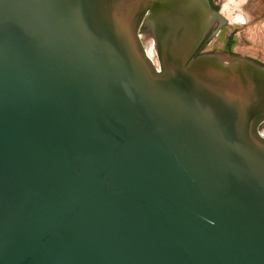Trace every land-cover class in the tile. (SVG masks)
Wrapping results in <instances>:
<instances>
[{
	"label": "water",
	"instance_id": "1",
	"mask_svg": "<svg viewBox=\"0 0 264 264\" xmlns=\"http://www.w3.org/2000/svg\"><path fill=\"white\" fill-rule=\"evenodd\" d=\"M224 18L0 0V264H264V66L193 57Z\"/></svg>",
	"mask_w": 264,
	"mask_h": 264
},
{
	"label": "rangeland",
	"instance_id": "2",
	"mask_svg": "<svg viewBox=\"0 0 264 264\" xmlns=\"http://www.w3.org/2000/svg\"><path fill=\"white\" fill-rule=\"evenodd\" d=\"M231 0H221L220 9L227 3L233 7L231 15H243L245 23L236 20L230 21L229 33L233 29L239 30L236 34V47L246 50L264 61V0H247L235 7ZM239 2V0H236Z\"/></svg>",
	"mask_w": 264,
	"mask_h": 264
},
{
	"label": "flooded vegetation",
	"instance_id": "3",
	"mask_svg": "<svg viewBox=\"0 0 264 264\" xmlns=\"http://www.w3.org/2000/svg\"><path fill=\"white\" fill-rule=\"evenodd\" d=\"M220 2L221 0H209L212 9L216 11L220 9ZM229 25L230 21H228L227 18H224L222 21H212L207 31L205 32L202 40L196 46V49L193 53V57H197L201 54L212 53L215 50H219L231 55L244 56L245 58L264 66V61L261 60L259 57L253 55L252 53L246 50L239 49L236 47V34L239 30L233 29L228 33L227 30L229 29Z\"/></svg>",
	"mask_w": 264,
	"mask_h": 264
},
{
	"label": "bare ground",
	"instance_id": "4",
	"mask_svg": "<svg viewBox=\"0 0 264 264\" xmlns=\"http://www.w3.org/2000/svg\"><path fill=\"white\" fill-rule=\"evenodd\" d=\"M246 1L247 0H239V2H237L236 0H231L230 3L233 2L234 6L238 7V5H240L241 3H244ZM227 3L222 7L223 10H222L221 14H223L225 16V18H227V19L229 18L231 21L236 20L239 23H245V21H247V20H246V17H244L243 15H237V16L231 15L233 13V7ZM237 3H240V4H237Z\"/></svg>",
	"mask_w": 264,
	"mask_h": 264
}]
</instances>
